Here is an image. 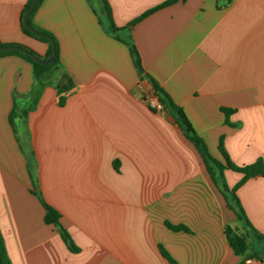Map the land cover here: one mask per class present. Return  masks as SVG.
Wrapping results in <instances>:
<instances>
[{
  "label": "crops",
  "instance_id": "1",
  "mask_svg": "<svg viewBox=\"0 0 264 264\" xmlns=\"http://www.w3.org/2000/svg\"><path fill=\"white\" fill-rule=\"evenodd\" d=\"M107 1L118 37L98 0L43 1L33 21L55 36L61 64L26 120H15L18 134L11 112L15 102L33 105L37 84L30 62L0 57V233L11 263L239 264L225 228L251 230L170 113L146 101L145 90L158 98L125 41L214 158L224 163L222 138L235 164L251 165L264 161V0H179L132 28L167 0ZM27 2L0 0V41L43 59L48 45L21 28ZM58 85L70 89L59 93ZM224 175L231 189L242 179ZM39 194L77 252L45 222ZM237 195L264 236V177ZM249 243L264 264V240L251 233Z\"/></svg>",
  "mask_w": 264,
  "mask_h": 264
},
{
  "label": "trees",
  "instance_id": "2",
  "mask_svg": "<svg viewBox=\"0 0 264 264\" xmlns=\"http://www.w3.org/2000/svg\"><path fill=\"white\" fill-rule=\"evenodd\" d=\"M44 0H39L36 7L33 9L31 14L28 17V24L29 26L37 31L38 33H33L29 31L25 26H24V18L26 13L29 10V7L33 0H28L27 4L25 5L22 14H21V28L22 31L25 35L32 37L42 43H45L48 45V52L47 55L43 58L44 60H47L49 56L52 53V40L55 43V52L56 56L54 60L52 61L51 64L49 65H42L33 59L29 58L27 55L17 52V51H12V52H7V53H2L0 54V57L2 56H19L26 61L30 62L33 67V76L34 80L37 84V91L35 95V99L33 102V105L29 108H20L18 104L15 102L14 109L11 112L10 115V121L15 129V131H18V128L16 129V119L20 120H26L28 112L32 110L38 100V97L45 86V84L48 83L47 77L50 76L55 70H57L60 67V57H59V44L55 38V36L43 29L37 26L34 21L33 17L41 4L43 3ZM101 3V8L102 11L104 12L108 23L110 30L112 31V34H114L116 37H118L116 34L117 32L123 30V29H118L113 20L112 16V10L111 7L108 3L107 0H98ZM179 0H167L163 2L162 4L148 10L147 12L143 13L140 17L135 19L133 22L129 24L127 28H132L134 25L142 21L143 19L147 18L148 16L154 14L155 12L169 7L175 3H177ZM185 1V0H184ZM125 43L129 46L131 56L133 59V63L135 65V68L137 69L139 75L142 76V78H146L152 86V90L154 95L158 98L160 104L163 106L165 110H167L174 123L178 126L180 129L181 133L183 134L184 138L195 148L196 152L198 153L205 169L207 170L208 174L210 175L212 181L216 185V187L220 190V192L223 194L225 201L227 202L228 207L235 213V215L238 217V219L242 222L245 223V225L251 230V232H243L238 226H231L228 225L225 228V234L227 236L228 243L230 247L233 249L235 254L239 257L242 258V261L239 264H244L245 259L247 258H255L258 260H261L256 253L252 251V248L249 243V238L251 236V233L255 235L258 239L264 240V236L260 235L255 229L252 227L250 222L247 219V216L245 214V211L242 207V204L238 198L237 191L238 189L243 186L250 178H255L258 176L264 177V161L263 159H258L254 164L247 165V166H238L235 164L229 154L227 153L223 139L221 138L220 144H219V151L222 154L224 158V163L221 161L217 160L212 156V154L209 151V148L207 146V143L205 140L197 133L196 129L194 128L191 120L187 116L186 112L178 106L170 97V95L160 87L158 83H156L150 76L146 75L142 66V60L139 54L138 49L134 45V43L130 41H125ZM9 46H20L23 48H26L29 50L32 54L35 56L41 58L38 54H36L34 51L31 49L19 45V44H7L3 43L0 41V48L3 47H9ZM42 59V58H41ZM67 80V79H65ZM70 89V86H57V90L59 93L67 92ZM64 102V98L61 97L60 104ZM152 108V107H151ZM153 110H156L152 108ZM232 111H227L225 110V113L228 115ZM18 134V132H17ZM225 170H231L234 172H237L242 175V179L237 183V185L234 188H229L227 185L226 179L224 172ZM44 209H45V222L49 225H54L57 227L61 233V236L65 243L69 246V248L75 252L78 251V248L75 247L71 243V237L68 231L62 226L61 224V215L60 213L55 210L53 207H51L49 204L45 202V200L42 198V196L39 194L38 195ZM174 231H185L187 230L184 226H170ZM164 255L168 258V255L164 253ZM0 264H12L6 251L5 243L3 236L0 233Z\"/></svg>",
  "mask_w": 264,
  "mask_h": 264
},
{
  "label": "water",
  "instance_id": "3",
  "mask_svg": "<svg viewBox=\"0 0 264 264\" xmlns=\"http://www.w3.org/2000/svg\"><path fill=\"white\" fill-rule=\"evenodd\" d=\"M39 0H33V2L31 3L28 12L25 15L24 18V26L31 32L33 33H38L37 31H35L34 29H32L29 24H28V17L31 14V12L33 11V9L36 7L37 3ZM12 51H17L20 53H23L25 55H27L29 58L33 59L34 61L42 64V65H49L52 63V61L54 60L55 56H56V52H55V43L52 40V53L49 56V58L47 60L41 59L37 56H35L34 54H32L29 50H27L26 48L20 47V46H9V47H3L0 48V54L2 53H7V52H12Z\"/></svg>",
  "mask_w": 264,
  "mask_h": 264
},
{
  "label": "built area",
  "instance_id": "4",
  "mask_svg": "<svg viewBox=\"0 0 264 264\" xmlns=\"http://www.w3.org/2000/svg\"><path fill=\"white\" fill-rule=\"evenodd\" d=\"M151 107L158 110L162 111L164 108L160 104L159 100L156 99V101L151 102ZM244 264H263L261 260L255 259V258H247L244 261Z\"/></svg>",
  "mask_w": 264,
  "mask_h": 264
},
{
  "label": "rangeland",
  "instance_id": "5",
  "mask_svg": "<svg viewBox=\"0 0 264 264\" xmlns=\"http://www.w3.org/2000/svg\"><path fill=\"white\" fill-rule=\"evenodd\" d=\"M144 97L149 105H151V102L156 101V98L152 96L151 92H148L147 90L144 92Z\"/></svg>",
  "mask_w": 264,
  "mask_h": 264
}]
</instances>
